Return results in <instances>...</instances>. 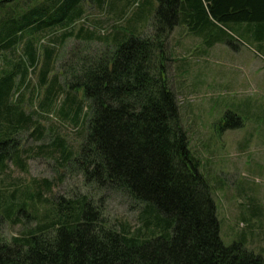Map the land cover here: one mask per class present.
Listing matches in <instances>:
<instances>
[{
	"label": "trees",
	"instance_id": "obj_1",
	"mask_svg": "<svg viewBox=\"0 0 264 264\" xmlns=\"http://www.w3.org/2000/svg\"><path fill=\"white\" fill-rule=\"evenodd\" d=\"M106 1L93 0L98 8L115 11L116 24H123L127 11L138 5L133 22L126 20L132 30L155 8V0ZM158 1L160 5L173 3L174 20L169 28L174 22L186 24L212 43L221 39L210 38L215 23L232 28L243 23L246 27L240 33L254 37L264 48V0ZM81 2L51 0V4L44 2L3 23L0 49L14 47L26 35L63 27L81 16ZM154 23L145 36L116 31L105 37L112 47L81 59L67 88L59 83L57 73L48 80L55 48L43 45L37 84L45 87L39 103L42 110L62 92L64 114L71 110L75 120L82 118L85 123L77 150L67 148L60 137L49 143L52 150L96 188L120 191L140 203L141 224L135 231L107 226L86 196H59L48 220L9 245L0 244L2 264H264L261 255L240 243L224 245L220 238L210 185L189 148L176 95L164 76V63L159 61V57L167 59V31L156 15ZM70 35L64 33L63 37ZM88 36L91 33L84 38ZM38 57L37 46L28 39L13 70L0 76V170L10 158L19 163L12 136L30 124L38 127L33 115L11 99L18 85L16 76L23 81ZM78 90L85 100L77 97ZM43 189L30 196L45 206L47 200L40 194ZM10 197L0 193V208L4 202L6 213L17 199L13 193Z\"/></svg>",
	"mask_w": 264,
	"mask_h": 264
},
{
	"label": "rangeland",
	"instance_id": "obj_2",
	"mask_svg": "<svg viewBox=\"0 0 264 264\" xmlns=\"http://www.w3.org/2000/svg\"><path fill=\"white\" fill-rule=\"evenodd\" d=\"M44 2L51 4V0H0V30L3 23ZM172 4L165 1L160 5L155 0L153 13L132 30L126 20L116 24V19H111L116 18L114 10L100 9L93 0H82L80 17L52 32L26 35L14 47L0 49V76L13 70L26 40H33L39 55L23 81L16 76L18 85L11 98L18 100L25 113L33 115L38 127L30 124L12 136L19 163L10 158L0 170L3 198H11L12 193L17 198L10 213L3 210L6 204L1 202L0 244L9 245L14 238L35 230L45 218L48 220L59 196H86L92 210H100L107 226L121 225L135 231L141 224L140 203L120 191L96 188L52 150L49 143L56 137L63 139L67 148L77 150L85 123L82 118L75 120L71 110L64 114L62 92L42 110L39 103L45 87L37 84L43 45L55 48L48 80L57 73L59 83L65 85L80 69L81 59L112 47L110 38L105 37L116 31L129 36L148 35L156 15L167 31V59L159 57V61L164 63V76L176 95L189 148L199 159V170L210 185L220 238L224 245L240 243L264 259V48L254 37L240 33V28L246 27L243 23L232 28L214 22L210 38L221 39L212 43L186 24L174 22L169 28L174 20ZM68 32L71 35L63 37ZM88 33L92 36L84 38ZM75 93L85 100L81 91ZM39 188L45 189L40 192L47 200L45 206L31 197ZM33 202L36 205L32 206Z\"/></svg>",
	"mask_w": 264,
	"mask_h": 264
},
{
	"label": "crops",
	"instance_id": "obj_3",
	"mask_svg": "<svg viewBox=\"0 0 264 264\" xmlns=\"http://www.w3.org/2000/svg\"><path fill=\"white\" fill-rule=\"evenodd\" d=\"M142 1V0H138V3H140V2ZM117 10L118 9H120V6L118 7V8H116ZM139 10H138V5L136 4V7H134V9H131L130 11H127V13H126V17L125 18H123L124 20H130V21H132V19L135 17V15H136V12H138ZM111 19L112 20H114L115 18L114 17H111Z\"/></svg>",
	"mask_w": 264,
	"mask_h": 264
},
{
	"label": "water",
	"instance_id": "obj_4",
	"mask_svg": "<svg viewBox=\"0 0 264 264\" xmlns=\"http://www.w3.org/2000/svg\"><path fill=\"white\" fill-rule=\"evenodd\" d=\"M0 264H2V263L0 262ZM5 264H10V263H5Z\"/></svg>",
	"mask_w": 264,
	"mask_h": 264
}]
</instances>
